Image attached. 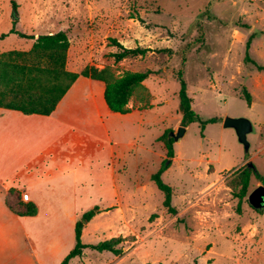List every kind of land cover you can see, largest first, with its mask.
<instances>
[{
    "label": "rangeland",
    "instance_id": "1",
    "mask_svg": "<svg viewBox=\"0 0 264 264\" xmlns=\"http://www.w3.org/2000/svg\"><path fill=\"white\" fill-rule=\"evenodd\" d=\"M11 17L20 18L16 28L24 33L64 31L66 72L107 68L115 78L150 71L129 99L134 107L148 108L139 134L150 143V170L159 167L153 152L161 154L158 161L165 157L169 132L184 130L176 141L170 138L172 157L160 175L171 189L175 213L162 207V193L151 180H141L147 203L137 208L133 227H102L96 236L89 227L80 241L95 245L120 237L119 254L85 248L72 264H264V208L254 210L246 200L254 188L264 187V0H0V31ZM109 38L150 52L114 63ZM29 47L12 35L0 41V51ZM178 71L191 111L200 121L214 119L202 129L198 121L181 126ZM244 91L249 106L240 98ZM225 117L250 122L247 151L231 128L221 126ZM244 167L257 176L249 173L245 196L238 199L237 175Z\"/></svg>",
    "mask_w": 264,
    "mask_h": 264
},
{
    "label": "crops",
    "instance_id": "2",
    "mask_svg": "<svg viewBox=\"0 0 264 264\" xmlns=\"http://www.w3.org/2000/svg\"><path fill=\"white\" fill-rule=\"evenodd\" d=\"M103 91V82L78 76L48 115L0 108V264H60L74 246L76 221L92 209L80 241L89 227L92 236L102 227H133L137 208L147 203L139 181L156 171L149 169L150 143L139 134L148 108L128 101V112H111ZM124 134L129 138L120 140ZM153 154L160 166L161 154ZM10 189L26 195L22 202L35 206L34 216L6 208Z\"/></svg>",
    "mask_w": 264,
    "mask_h": 264
},
{
    "label": "trees",
    "instance_id": "3",
    "mask_svg": "<svg viewBox=\"0 0 264 264\" xmlns=\"http://www.w3.org/2000/svg\"><path fill=\"white\" fill-rule=\"evenodd\" d=\"M12 8L14 4L11 3ZM17 19L11 21L10 28L5 33H0V40L8 35H14L17 39L31 43L26 52L8 51L0 53V108L16 110L22 114L48 115L57 102L64 95L71 83L78 77H89L104 83L103 99L111 112L124 114L128 112L127 103L134 91L141 87L142 82L150 74L144 72H123L118 77H113L107 68L97 70L95 68L84 69L79 73H70L63 70L65 53L68 48V39L64 31H57L50 34H38L34 38L32 33H24L16 28ZM252 37L249 36L244 44L247 51ZM108 46L116 51L110 53L113 62H119L125 58L142 57L147 52L146 48H125L115 39H108ZM244 61L248 62L247 52L244 54ZM32 62V64H30ZM26 64H30L26 66ZM254 64V63H252ZM260 69V67H257ZM48 77V84H41L39 78ZM178 90L176 98L178 102V113L181 116V126L198 121L199 127L206 123L214 122V119L200 121L190 108V99L186 94V85L182 79L181 71L176 73ZM40 89V92H36ZM35 90V92H34ZM11 98L7 103L5 100ZM247 106L250 105V95L242 92L240 97ZM165 159L160 162L158 170L150 176L158 191L162 193L161 205L170 214L175 211L170 205L171 189L160 180V175L169 166L168 160L172 157L171 139L164 140ZM166 162V163H165ZM256 173L247 167L242 168L237 175L239 189L235 197L238 199L245 196L249 173ZM6 208L18 217H31L36 213L35 206L30 202H22L17 191L10 189L4 197ZM95 214V209L84 212L74 226V246L64 256L60 264L78 257L85 248L96 252H109L113 255L119 254L116 246L121 242L120 237L110 238L95 245H84L80 242L81 221H88Z\"/></svg>",
    "mask_w": 264,
    "mask_h": 264
},
{
    "label": "water",
    "instance_id": "4",
    "mask_svg": "<svg viewBox=\"0 0 264 264\" xmlns=\"http://www.w3.org/2000/svg\"><path fill=\"white\" fill-rule=\"evenodd\" d=\"M12 17L11 19H13ZM221 126L223 128H231L236 136L237 141L243 146L244 151H247L248 143L246 141V135L252 130L250 122L245 118H229L225 117L222 120ZM184 130L182 128L177 129L176 133L172 132L168 134V138L176 141L182 134ZM249 168L250 165L248 164ZM248 205L254 210H260L264 208V187L257 186L254 188L246 197Z\"/></svg>",
    "mask_w": 264,
    "mask_h": 264
},
{
    "label": "built area",
    "instance_id": "5",
    "mask_svg": "<svg viewBox=\"0 0 264 264\" xmlns=\"http://www.w3.org/2000/svg\"><path fill=\"white\" fill-rule=\"evenodd\" d=\"M21 201H26V195H20Z\"/></svg>",
    "mask_w": 264,
    "mask_h": 264
}]
</instances>
